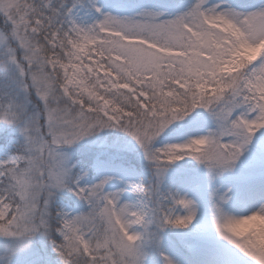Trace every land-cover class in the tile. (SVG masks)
Listing matches in <instances>:
<instances>
[{
    "label": "snow or ice",
    "instance_id": "obj_1",
    "mask_svg": "<svg viewBox=\"0 0 264 264\" xmlns=\"http://www.w3.org/2000/svg\"><path fill=\"white\" fill-rule=\"evenodd\" d=\"M0 264H264V0H0Z\"/></svg>",
    "mask_w": 264,
    "mask_h": 264
}]
</instances>
